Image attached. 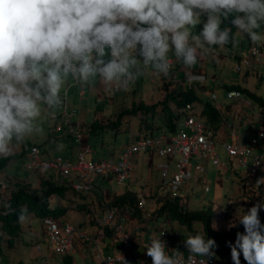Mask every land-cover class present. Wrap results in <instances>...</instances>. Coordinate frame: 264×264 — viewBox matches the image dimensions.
I'll return each instance as SVG.
<instances>
[{"label": "clouds", "instance_id": "obj_1", "mask_svg": "<svg viewBox=\"0 0 264 264\" xmlns=\"http://www.w3.org/2000/svg\"><path fill=\"white\" fill-rule=\"evenodd\" d=\"M198 22L200 30L193 33ZM225 22L230 27H221ZM233 28L253 45L264 42V0H0V157L41 134V118L63 105L66 82L84 87L99 81L123 90L146 69L169 77V53L190 70L214 46L237 47ZM201 79L189 75L188 83ZM63 114L69 118L65 104ZM56 126L69 129L64 121ZM20 153L25 156L21 147ZM261 184L264 180L256 186ZM14 190L13 185L10 198ZM261 210L264 201L238 220L243 232L227 242L232 264H241V255L246 264H264ZM163 234L152 233L143 244L151 264H208L205 258L217 247L214 239L189 235L184 262L179 251H166Z\"/></svg>", "mask_w": 264, "mask_h": 264}, {"label": "crops", "instance_id": "obj_2", "mask_svg": "<svg viewBox=\"0 0 264 264\" xmlns=\"http://www.w3.org/2000/svg\"><path fill=\"white\" fill-rule=\"evenodd\" d=\"M236 40L238 41V38H236ZM214 47H215V51L214 53H212V55H215L218 62H221L224 65H226L225 62H229L233 65V61L227 58V53H226L227 50H233L234 52L239 54V53H244L248 48L247 47L246 49L241 50V52H239V45H237V47L235 48H233L231 44L230 47H224V48H221L219 46H214ZM209 57L210 54L200 55L198 63L190 70L183 68L179 63H177L176 60L169 57V63L171 67L170 76L163 77L159 75L160 81L156 85L152 84L151 86L145 87L144 90L141 89L140 96L135 95V93L137 94L139 92H136L134 87L126 88V90L130 89V91L127 90L128 92L125 91L127 95L134 93L133 94L134 97L133 98L131 97V104L128 103L129 105L132 106L128 107V106H123V104H121L123 108L119 110L116 116L115 114L112 115V113L114 112V108H113L114 99L110 96V94H108L109 93L108 91L110 88V92L114 94V93H118L120 90L117 89L115 90L114 87H106L101 82L97 81L93 83L95 84V86H94V90H92L91 92L92 95H94V99H91L88 98V93L85 92L86 90H83L81 88L77 92V97H79L80 99L77 109L78 116L77 118H75L74 121H71V125L75 131H78L82 134V144L87 148H90L89 143L91 136L96 135L98 137L99 135H101L100 138L102 139H100L99 143L104 149L110 152L112 158L110 157L109 154H108L109 156H106L105 154L103 156H99L92 152L90 153V157L93 160H102L105 157H110L111 159L118 160L125 147L144 134L169 136L171 132L166 125L165 117L163 113L158 107L154 112L140 111L133 114L136 117V120H138V125L137 128L132 127L133 128L132 137L121 148V150L117 152L115 151V149L110 150L107 144L103 143L104 140L103 137L109 136V131L118 132L119 131L118 127L120 125H129L130 114L127 113L126 110L131 109L133 106L137 105L135 104L136 102H138V105L143 104L145 106H150L161 102L164 99V97L167 95L171 97L167 105L171 110H173V112H175L176 108L175 109L171 108V104L174 103V98L172 99V97H176L175 100H179L178 95L185 93L187 91H191L197 99L195 102L192 103V105L195 103L198 105L197 111L199 112L200 117L205 122L207 119L203 114L204 105L208 104L216 110L217 119H215L211 125L209 124L208 125L211 126L213 129H215L219 134V141L215 144V150L218 153V156L220 157V153H223L224 159L225 158L227 159V156L225 155L220 142L236 140L239 143V137H244V134L248 135L249 137H252L255 133L256 127L264 126V116L262 115L263 108L259 109V114L261 115L259 119L257 120L253 119L252 116V112L254 110L253 109L251 113L247 114V116L245 117L246 119L244 118V120L246 121L250 120L251 123L248 124L243 120H241L240 122L239 116L245 112L244 111L245 100L226 98L227 91L236 90V89H228L227 87L237 86L239 90V85L235 83L233 78H226V79L222 78L219 80V78L215 77L214 75H211L208 78L207 73L209 70ZM215 66L216 63L214 64V67ZM197 74L203 75L204 81L202 83L195 81L189 84L188 83L189 75H197ZM135 84L136 82L134 83V85ZM218 87H221V90H216V88ZM72 89L73 88L68 89V94H70V91ZM106 94H108L109 96L106 97ZM210 94H214L215 96L214 100L210 98ZM73 97H74V93L72 92L71 98ZM254 104L258 105L256 103ZM216 105L220 106V108L216 109L215 108ZM239 108H241V111H239ZM79 109L83 111L80 112ZM121 112H122V116L118 118V115ZM148 115H150L151 118L150 122H147L144 119V117L147 118ZM95 121L99 122L102 125H108V126H106V128L102 130L91 131V125ZM181 121L182 119L180 120V124ZM180 124H177V126H179ZM239 130L243 133L241 136H239ZM35 140L40 142L41 144V146L33 144L39 148L41 158L50 159L53 157L63 156L62 157L63 159H67L71 162L74 161L78 145L74 142L73 135H70L68 133L66 126H62L60 129L58 126H56L54 129L48 130V133L47 131L46 132L42 131L41 134L35 136ZM21 145L22 144H19V148L15 150L13 153L11 152L10 155H17L16 158L24 160L25 156H23L20 153ZM65 147L66 149L64 150ZM217 148L220 151H218ZM60 149L62 152H59ZM53 151H57L59 154H54ZM154 161H156L155 162L156 165L152 164V162ZM132 163H133V169L131 173L129 177L125 180V182L121 185H116L115 183L112 182L109 183V181L106 179L95 180V190L91 192L94 193L92 202L90 201L89 203H87L84 201L82 202L78 201L77 203L76 202L71 203V200L63 197V192H61V194L51 195L49 197L48 199L49 207H53L55 203L57 206H59L55 209H49L51 211H55L54 213L57 216L55 219H57L58 221L61 216L63 215L65 216L67 211L73 212L75 210L80 209L83 211L85 215L87 214V216L83 217L79 222H77L76 225L72 223L71 224L78 228L81 227L86 228L87 231L92 234V239H94V241L92 242L88 241L85 242L84 244H78L77 248L70 256L62 258L59 256H55L51 253L50 248L46 242L45 234L43 232V236H44L43 241L45 243L46 250L53 257H58L60 259L59 264H61L62 262L70 263L71 261H75L80 264H94L93 258L97 250L103 255L117 253L119 251L121 244L118 240H115L113 238V234H112V229L113 227L115 228L117 224L119 225L121 224V226H123L124 232L131 238V240H133V244H134L133 257L139 259L151 260V258L147 257L143 244L149 235H151L152 233L157 234V229H155L150 222L140 220L139 214L136 213L135 210H132V208H129L128 206H123L124 210L121 214V217L119 218L117 223L116 222L111 223L109 227L102 229L97 227L93 222V217H100L105 212L106 207L110 206L109 204L111 201H113L114 199L120 197L125 193H128L129 195H132L134 197L133 203L135 202L136 197L140 195L145 196L147 205L149 207L152 206L154 207V205L158 203L160 205L167 199L166 194L157 191L160 183V173L158 170V165L168 163L169 171L172 172L174 171V165L172 159L159 158L154 154H152L151 156H148L147 154H137L133 157ZM197 163H201L205 166L206 184L208 186L207 192H204L202 190L201 185L197 183V177H199V174H196L195 172V165ZM13 169L14 167H10V170L12 172L11 173L12 179H15L13 182L26 183L27 186L32 190H39L43 186V183L45 182L54 184L55 181L52 175H48L45 177L31 176L26 179L16 178V175L13 174L14 172ZM226 171L227 169L224 170L223 172H220L210 162L200 159L197 156L192 157L191 165H190L191 178L188 186L189 192L186 196V201L184 202V204L188 205L189 211H201L207 208L211 209L212 205L218 208L221 207V204L223 202L226 203L225 208H228L229 205L233 203V199L230 198L231 196H229L228 194L225 195L224 192L225 190L223 189L222 181L217 177L218 174L225 173ZM152 175H155L156 181L154 182H151ZM244 176L245 173L242 172V176L239 177V179L242 181L241 191L239 193V204L241 205L246 204L245 212H247V210L256 203L248 202L244 199L246 195L245 187H244ZM51 178H53L54 181L53 180L51 181ZM57 184L63 186L65 189H68L64 185H61L60 183ZM194 187L200 188L199 190L201 193L200 196L192 195L193 191H195ZM92 209L94 210V212H92ZM183 209L186 210V208ZM261 216L262 215H260V218ZM63 222H68V221H63ZM27 226L31 227V222H28ZM0 234H4L3 236H5L4 239L0 241L2 249L3 248L10 249L12 247V245L11 246L8 245V240L10 238L3 231ZM20 235H21V228L19 226V232L17 235L18 237L16 236L15 240H18L20 238ZM169 245H170L169 252L171 253L172 252L171 240ZM42 252L43 251L41 250V247L37 244L33 247L31 256L35 257L36 255L41 254ZM228 257L229 256L227 257L225 256L226 259H228Z\"/></svg>", "mask_w": 264, "mask_h": 264}, {"label": "built area", "instance_id": "obj_3", "mask_svg": "<svg viewBox=\"0 0 264 264\" xmlns=\"http://www.w3.org/2000/svg\"><path fill=\"white\" fill-rule=\"evenodd\" d=\"M257 49L256 52L252 48ZM227 58L233 61V70L236 73H255L257 76L258 67L264 71V44L249 45L244 53H236L233 50H227ZM256 68V69H255ZM202 77L198 80L204 81L203 75H194ZM212 100L214 94H210ZM227 99H242L240 90H230L226 93ZM244 113L239 116V121H245L250 124V120H244L247 114L251 113L254 106L258 109L259 105L251 104L245 101ZM216 109L220 106L216 105ZM180 113L182 121L174 132L167 135L144 134L129 144L121 153L117 161L109 159L93 160L90 157V148L82 144V134L75 131L66 115L64 124L69 129L68 132L73 135L74 142L78 145L75 159L73 162L56 157L54 160L41 159L39 149L35 146L23 144L21 151L26 157L23 165L24 169L32 174L53 176L63 178L60 183L73 193L78 195H87L95 190V180L106 179L116 185H121L129 177L133 169V157L137 154H154L159 158H171L174 165V171H169V164L158 165L160 173V183L157 191L167 195V200L177 199L179 205L184 208V202L189 192V182L191 178L190 165L193 156L210 162L218 171L226 170L225 163L220 162L218 153L215 150V144L219 141L218 132L209 126L201 117L192 104H185ZM248 118V117H247ZM246 119V118H245ZM239 143L236 140L220 142L222 149L227 156V161L232 166L234 163L245 172L244 187L245 200L252 203L264 201V184L256 186L258 180H264V126L256 127L255 133L249 138L246 144ZM195 172L199 174L197 183L201 185L204 192L208 191L206 184V170L201 163L195 165ZM1 191L6 189L5 184H0ZM161 205V204H160ZM159 203L154 207H149L146 198L143 195L136 197L134 202L135 210L142 221H147L157 229V234L166 244V251L170 250L169 238V217L167 212L159 213ZM0 208L3 214L7 213L8 204L0 198ZM218 209V208H216ZM119 206H107L105 212L100 217H93V222L99 228L109 227L111 223L119 220L123 212ZM43 232L46 242L53 255L59 257L70 256L77 248L78 244H84L88 241H94L92 234L86 228H78L71 223H59L52 217H43L41 219ZM113 238L120 242V248L117 253L103 255L98 250L94 254V264H151V260L139 259L133 257L134 244L130 237L124 232L123 226L117 224L112 229ZM170 253V252H169ZM222 257L205 258L208 264H219ZM182 261L187 262L188 254L181 257ZM199 259V258H197ZM232 264V261L230 260ZM61 264H80L75 261L70 263L62 262ZM241 264H246L241 257Z\"/></svg>", "mask_w": 264, "mask_h": 264}, {"label": "rangeland", "instance_id": "obj_4", "mask_svg": "<svg viewBox=\"0 0 264 264\" xmlns=\"http://www.w3.org/2000/svg\"><path fill=\"white\" fill-rule=\"evenodd\" d=\"M200 23L198 22L196 25L192 26V31L193 33H198L200 30ZM234 34L235 37L238 38V45H239V52L241 50L246 49L251 42L249 39L240 34L237 33L236 30L234 29ZM264 44V42H262ZM238 51V50H237ZM214 53V52H213ZM169 57L176 60L174 56L169 53ZM178 63V62H177ZM216 63V66L214 67V64ZM226 65H224L221 62H218L217 58L215 55L210 54L209 57V70L207 73V77L209 78L211 75H214L215 77L222 79L226 78H233L236 84L239 85V89L242 90V99L251 103H253V100L248 96L246 92L249 94L256 95L260 97L262 100H264V71L261 67H258L257 71V76L255 73H249L248 75H244L243 73H236L233 70V65L229 62H225ZM256 69V68H255ZM159 75H157L155 72H153L151 69H146L143 73V75L136 81V84L130 86V88L134 87L136 92V96H140L141 92L140 90L145 87L151 86L152 84H157L159 82ZM153 82V83H152ZM95 84H90L84 87H79L77 85H74L71 81L66 82V85L63 90V105L67 107V114L69 115L70 121H74L75 118H77L78 113V105L80 102L79 97H77V92L82 88L83 90H86L85 92L88 93V98L94 99V95H92V90H94ZM140 86V88H139ZM73 88L70 91V94H68V89ZM130 91V89H127ZM126 89L120 90L118 93L112 94L110 92L109 88V93L110 96L114 99V112L112 115L115 114V116L118 114L119 110L123 108V106H128L131 107V97H134V93H131L130 95H127L126 92H128ZM216 90H221V87L216 88ZM115 91V90H114ZM134 91V92H135ZM74 93V97L71 98V93ZM106 94V97L109 96ZM147 94V93H145ZM123 98V99H122ZM156 100V99H154ZM124 102V103H123ZM129 103V104H128ZM123 104V106L121 105ZM127 104V105H126ZM135 104L138 105V102ZM63 105L57 112L49 116L45 113V115L41 118L40 121V126L42 128V131H47L54 129L57 124L63 123L65 121L66 117L63 114ZM135 105V106H137ZM193 107L198 109V105L195 103L193 104ZM171 108L175 109L176 106L174 103L171 104ZM80 110V109H79ZM178 110H181L178 109ZM83 110H80V112ZM239 111H241V108H239ZM140 112V111H138ZM142 112V111H141ZM175 113V112H174ZM130 120H129V125H120L118 127L119 131L114 132V131H109V136H104L103 137V143L107 144L109 149H115V151L121 150V148L128 142V140L131 139L132 137V132L133 128H137L138 125V120H136V117L133 115L134 113H129ZM262 115L264 116V108L262 109ZM252 116L254 120H257L260 118L259 114V109L257 106H254V110L252 112ZM182 115L180 116V118ZM144 119L147 122L151 121L150 115L147 116V118L144 117ZM143 119V120H144ZM178 124V123H177ZM133 127V128H132ZM247 133V132H246ZM62 134V133H61ZM243 133L239 130V136H241ZM35 134L26 138L23 144L27 145H39L41 146L40 142L35 140ZM101 135L98 137L96 135L90 137V150L92 153L103 156L104 154L106 156L111 157L110 152H108L106 149H104L100 142ZM52 137V136H51ZM250 138L248 135L244 134V137L240 140L241 143L245 144ZM128 146V145H127ZM126 146V147H127ZM125 147V148H126ZM19 148V145H13L11 148V152L13 153L15 150ZM39 149V148H38ZM66 147L64 148V150ZM63 150V151H64ZM218 151H220L217 148ZM40 151V150H39ZM59 152H62L61 149ZM54 154H59L57 151H53ZM109 154V155H108ZM42 155V154H41ZM41 157V156H40ZM63 157V156H62ZM61 157V158H62ZM110 157H105L104 159L109 158L112 161H117L115 159H111ZM56 157L47 159V158H42L46 160H54ZM224 154L220 153L219 160L220 162H225L227 171L225 173L218 174V179H221L222 184H223V189L225 190V195L228 194L231 196L230 198L233 199V203L229 205L228 208H225L226 203L223 202L221 204V207H216L214 205L211 206V213H212V227L216 231L220 232H226L230 227H234L238 224V220L244 214L245 209H246V204H239V193L241 191V185L242 181L239 179V177L242 176V172L244 170L242 168H239L236 166L234 163L232 166L228 163L227 159L225 158L224 160ZM25 162V159H19L16 158L14 160H11L8 162L7 166L0 172V182H4L7 185V189L0 194V198L3 199L6 203H8L10 199V190L13 187V179L11 176V170L10 167H14L13 169V174L16 175V178L20 179H26L29 177H33L36 175H33L23 168V163ZM156 161L152 162L153 165H156ZM245 173V172H244ZM54 179L56 180L57 183H62L63 178L58 177V175L53 176ZM51 178V181L53 180ZM156 181L155 175H152L151 182ZM198 189V190H197ZM193 194L194 196H200V188L199 187H194ZM197 190V191H196ZM63 197L71 200V203L74 202H87L89 203L90 201L92 202L94 193H90L87 195H78V194H73V192L69 189H64L63 191ZM249 206V205H248ZM59 206L54 204L53 207H49L48 209H55ZM184 208H186L187 211H189L188 205L185 204ZM3 209L0 208V213H3ZM92 212L94 210L92 209ZM264 214V210H261L260 215ZM87 216L83 213L82 210L78 209L73 212L67 211L65 216H61L59 219V223H62L63 221H68L74 225L77 224L83 217ZM23 220H19V226L21 228V235L18 240H15V237H12L11 243L12 247L10 249H2L1 244H0V264H59V258L58 257H53L50 255L47 250L45 243L43 241V227L40 222V218L36 216L34 213H27L25 214ZM28 222H31V227H28L27 224ZM191 226L188 228L186 226V223L181 224L178 220H169V238L171 240V248L172 251H179L182 253V256H185L188 254V251L186 247L184 246V239L187 238L189 235H194L196 233H201L202 231V224L199 221H191ZM0 233H2L1 229V222H0ZM4 234H0V241L4 239L5 236ZM18 237V236H17ZM131 239V238H130ZM133 242V240H132ZM39 245L41 247V250L43 251L41 254L36 255L35 257L31 256V252L33 250V247L35 245ZM214 252V251H213ZM214 257H222L221 254L215 253L214 252ZM229 260H231L230 254L228 255ZM242 257V256H241Z\"/></svg>", "mask_w": 264, "mask_h": 264}, {"label": "trees", "instance_id": "obj_5", "mask_svg": "<svg viewBox=\"0 0 264 264\" xmlns=\"http://www.w3.org/2000/svg\"><path fill=\"white\" fill-rule=\"evenodd\" d=\"M221 27H230L227 22L223 23ZM234 33V28L232 29ZM226 47H230V44ZM228 89H236L237 86H228ZM240 90V89H239ZM242 91V90H240ZM248 96L253 100L254 103L258 104L261 108H264V100L260 97L249 94ZM179 96V100H175L174 105L176 106L175 113L168 107V101L171 99L169 96H165L164 99L156 104L145 106L139 104L133 106L131 109L126 110L127 113H136L138 111L144 112H154L158 107L165 117V122L170 130L174 132L176 123L180 120V115L178 109L182 108L185 104H192L197 99L191 91L182 93ZM125 112V111H124ZM203 114L206 117V123L211 125L215 119H217L216 110L210 105H204ZM122 116V112L118 115V118ZM115 123V122H114ZM112 123V124H114ZM108 125H102L99 122L95 121L91 125V131H98L105 129ZM17 155H10L7 157H0V171H2L9 161L15 159ZM15 190L11 193V198L9 199L8 212L6 214L0 213V222L2 231L10 238L8 240V245L11 246L12 237H16L19 232V220L21 216H24L27 213H34L38 217L51 216L56 218L55 211L47 210L48 209V199L51 195H58L65 189L63 186L56 185L53 183L45 182L39 190H32L27 185L24 184H14ZM134 197L125 193L120 197H117L110 202V206H128L129 208L134 207ZM125 204V205H124ZM158 212H167L169 219L178 220L181 224L186 223V226L189 228L191 226V221H199L202 224L201 235L208 239H214L216 241L217 247L213 249L215 253L221 254L222 258L219 260V264H229V258L226 259L230 254V248L227 246V242H235L236 233L243 232V227L239 223L230 227L226 232L216 231L212 227V213L211 209L207 208L201 211H186L179 205L178 200L175 198L173 200H165ZM261 222L264 223V214L261 216Z\"/></svg>", "mask_w": 264, "mask_h": 264}]
</instances>
